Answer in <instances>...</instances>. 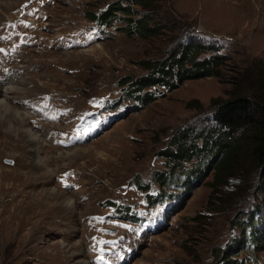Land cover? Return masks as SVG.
<instances>
[{
	"label": "rangeland",
	"instance_id": "rangeland-1",
	"mask_svg": "<svg viewBox=\"0 0 264 264\" xmlns=\"http://www.w3.org/2000/svg\"><path fill=\"white\" fill-rule=\"evenodd\" d=\"M113 1L49 0L42 5L46 31L25 33L33 9L15 30H2L36 0H0V89L11 88L0 100L23 116L18 129L40 136L34 144L28 134L11 132L12 121L0 122V264H213L211 249L239 233L232 220L248 212L250 202L258 203V224L264 223V184L246 151L237 153L236 174L221 192L211 186L209 166L171 215L164 204L147 206L132 182L137 173L164 167L157 151L179 127L208 128L217 102L251 86L255 70L264 68V0H150L148 9L135 5L157 26L148 36L127 35L124 21L100 28L88 16ZM75 30L87 36L86 44L63 43ZM198 33L224 55L213 73L161 87L157 93L164 95L135 111L129 97L112 105L121 76L145 73L147 60L164 58L181 40L199 43ZM209 54L212 47L199 57ZM80 128L90 131L89 138L74 139ZM158 189L150 183V191ZM66 198L74 208L62 206ZM109 200L133 206L134 217L123 221V240L111 238L100 222L103 212L124 220L113 203L106 205ZM197 213L205 217L194 219ZM241 253L264 261V247Z\"/></svg>",
	"mask_w": 264,
	"mask_h": 264
},
{
	"label": "trees",
	"instance_id": "trees-1",
	"mask_svg": "<svg viewBox=\"0 0 264 264\" xmlns=\"http://www.w3.org/2000/svg\"><path fill=\"white\" fill-rule=\"evenodd\" d=\"M149 2L150 0H114L101 11H89L88 16L107 25L113 24L117 19L123 20L125 24L121 27L127 35L138 33L148 36L157 31V26L150 24L148 13L135 8V5L148 9ZM197 35L202 38L199 43L183 44L181 40L164 58L147 60L144 64L147 70L145 73L121 76L118 83L123 87V95L133 96L139 99L141 105H145L158 97L153 91L155 87L169 90L188 77L213 73L214 67L222 62L224 55L217 53L214 46L205 45L203 34ZM183 38L189 36L184 35ZM208 47H212V54L199 57ZM248 83L250 87L215 104L210 115L213 119L211 126H203L201 130H197L196 126L179 127L166 146L157 151V154L164 156L165 163L164 167L153 171L154 180L161 188L167 182H175L179 188H184L183 193L178 190L168 192L170 199L182 197L175 208L181 207L184 198L190 195L209 166L213 169L211 186L221 192L220 188L227 183L228 177L236 174L235 159L238 152L248 153L246 158L250 160L251 169L259 173L264 184V68H257ZM139 107L135 105L133 109L137 110ZM166 192L167 190L162 189L154 197L147 193V197L151 201L163 200L168 198ZM220 202L228 205L222 199ZM258 207L257 202L252 205V208ZM253 211L251 208L248 212L240 211L238 217L232 220L233 224L240 226L239 233L235 237L218 241L214 252L211 249L217 264H241L245 260L240 259V251L247 249L249 244L254 245V250L264 247V225L259 226L260 219L253 215ZM204 217L201 213L193 216L197 220ZM247 225L251 227L248 239L244 230Z\"/></svg>",
	"mask_w": 264,
	"mask_h": 264
},
{
	"label": "bare ground",
	"instance_id": "bare-ground-1",
	"mask_svg": "<svg viewBox=\"0 0 264 264\" xmlns=\"http://www.w3.org/2000/svg\"><path fill=\"white\" fill-rule=\"evenodd\" d=\"M10 89L11 88H6L4 90L0 89V94L3 95V97H4V95H5L4 93L9 91ZM9 120L12 121V124H13V126L9 125L10 126L9 129H11L12 130L11 132H13V133H15V131H16L18 133L17 134L18 138H19L20 133L22 132V134H28V139H29L28 141L29 142H32L34 144H37L39 142L40 136L35 131H33L32 129H25V128L18 129L19 125L20 124L22 125L23 116L20 117L19 111H17L15 108L9 106L3 100H0V122L4 123V122H8ZM14 129H15V131H14ZM14 137H15V134H14ZM67 149H65V150H67ZM65 153H67V152H65ZM68 154H70V153H68ZM37 162L39 164H42L41 158H38ZM62 204H63L62 206L64 208L65 207L70 208V209L74 208V206L72 205L73 204L72 201L68 198H66L62 202ZM82 264H87V263L82 262Z\"/></svg>",
	"mask_w": 264,
	"mask_h": 264
}]
</instances>
